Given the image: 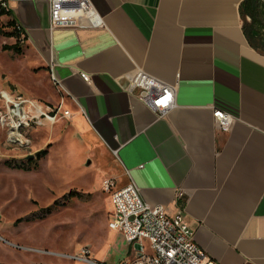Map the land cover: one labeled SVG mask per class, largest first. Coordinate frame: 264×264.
Returning <instances> with one entry per match:
<instances>
[{
    "label": "crops",
    "instance_id": "1",
    "mask_svg": "<svg viewBox=\"0 0 264 264\" xmlns=\"http://www.w3.org/2000/svg\"><path fill=\"white\" fill-rule=\"evenodd\" d=\"M1 1L0 21L20 27L47 79L50 94L35 87L30 100L56 113L51 145L114 190L133 182L150 206L181 213L217 264H264V52L244 0H90L102 26L53 29L48 0ZM136 72L174 87L164 117L126 90ZM217 110L234 118L227 133Z\"/></svg>",
    "mask_w": 264,
    "mask_h": 264
},
{
    "label": "rangeland",
    "instance_id": "2",
    "mask_svg": "<svg viewBox=\"0 0 264 264\" xmlns=\"http://www.w3.org/2000/svg\"><path fill=\"white\" fill-rule=\"evenodd\" d=\"M6 24L0 21L4 34L9 32ZM2 33L0 263L85 264L64 256L86 248L92 259L116 264L126 258V246L119 235L108 231L109 194L102 189L98 172L86 171V162L72 158L63 144L51 145V129L45 118L35 119L37 113L33 109L14 107L19 98L32 101L35 87L46 95L50 94V89L47 79L40 77L38 70L29 63L33 55L23 43L20 54L2 50L3 45L15 43ZM3 92L8 97L2 95ZM49 109L53 114L52 108ZM38 120L42 122L40 126L36 125ZM41 150L45 154L35 159L34 154ZM15 164H22L23 168H15ZM71 191L82 194V198H70L42 219L18 221L57 200L62 202ZM121 249L124 252L119 254Z\"/></svg>",
    "mask_w": 264,
    "mask_h": 264
},
{
    "label": "built area",
    "instance_id": "3",
    "mask_svg": "<svg viewBox=\"0 0 264 264\" xmlns=\"http://www.w3.org/2000/svg\"><path fill=\"white\" fill-rule=\"evenodd\" d=\"M1 8H7L1 1ZM49 29L57 27H99L102 21L90 0H48ZM81 79L90 83L88 75L80 73ZM51 80L58 83L51 75ZM126 90L136 93V97L147 106L157 118L164 117L174 106V87L155 80L143 72H136L127 78ZM2 95L8 97L6 93ZM26 106L37 113L35 118L42 117L54 121L55 114H45L36 110L33 101L19 98L15 104L17 110ZM63 116L69 117L67 111ZM215 127L218 132H229L234 118L220 110L213 112ZM102 189L110 196L112 210L108 220V230L118 234L132 248L133 255L121 260L118 264H217L196 246L193 231L183 215L166 214L162 206H150L140 197L139 188L130 182L125 187L114 190V182L106 179ZM138 244L139 249L134 245ZM146 244V246L144 245ZM66 259L85 264H104L91 258L86 248H81L74 255H65Z\"/></svg>",
    "mask_w": 264,
    "mask_h": 264
},
{
    "label": "trees",
    "instance_id": "4",
    "mask_svg": "<svg viewBox=\"0 0 264 264\" xmlns=\"http://www.w3.org/2000/svg\"><path fill=\"white\" fill-rule=\"evenodd\" d=\"M240 13L241 17L245 19V17H248L250 20V28H253V31L258 33V35H261L262 37L258 38L260 41H255L254 45H259V48L257 46V49L263 50L264 49V0H244L243 3L240 6ZM9 15V12L5 9L1 8L0 3V18L3 16ZM6 26L9 28L8 33H2V30L0 29V33H2L4 36L8 38H13L15 40V43L10 46L3 45L2 50L3 51H12L16 54L21 53L20 45L23 43L24 37L23 33L18 25L15 24L14 21L7 22ZM251 37V34H250ZM45 154V151H38L34 154L35 159L41 158ZM15 168H23V165L21 164H15ZM76 197L78 199L82 198V194L71 191L66 196L62 198V202H59L58 200L55 201L51 206L47 208L40 209L38 212L33 213L29 216H26L22 219H18V221H25L30 222L35 219H42L46 217L47 215L51 214L52 211H54L57 207L65 205L66 202L72 198ZM1 264V263H0Z\"/></svg>",
    "mask_w": 264,
    "mask_h": 264
},
{
    "label": "water",
    "instance_id": "5",
    "mask_svg": "<svg viewBox=\"0 0 264 264\" xmlns=\"http://www.w3.org/2000/svg\"><path fill=\"white\" fill-rule=\"evenodd\" d=\"M126 82H127V81H126ZM126 85H127V83H126ZM30 157H32V156H30ZM134 248H135V249H139V245H138V244H135V245H134Z\"/></svg>",
    "mask_w": 264,
    "mask_h": 264
}]
</instances>
